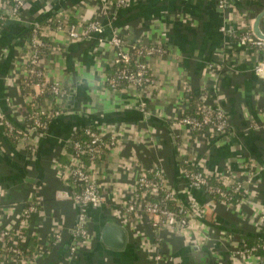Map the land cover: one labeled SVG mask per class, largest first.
I'll use <instances>...</instances> for the list:
<instances>
[{
  "label": "crops",
  "instance_id": "crops-1",
  "mask_svg": "<svg viewBox=\"0 0 264 264\" xmlns=\"http://www.w3.org/2000/svg\"><path fill=\"white\" fill-rule=\"evenodd\" d=\"M229 2L230 10L223 12L208 0H129L128 6L112 10H105L95 0H39L28 2L18 17L2 23L0 122L10 121L22 132L29 109L15 80L20 71L16 60L32 27L74 7L75 21L97 20L103 29L102 35L82 42L61 36V52L44 58L49 77L64 86L67 97L62 113L51 121L47 132L36 136L35 153L7 137L0 125V188L5 191L0 229L12 228L24 206L37 201L40 212L30 228L39 243L35 264H258L256 257L234 259L233 255L245 245L243 235L264 237V74L255 72V52L239 45L234 49L221 28L226 25L230 29L239 13L254 22L264 11V0ZM4 11L5 0H0V14ZM260 28L264 33V18ZM114 31L146 45L161 41L169 49L163 58L149 61L157 89L144 95L105 89L102 79L114 67V54L107 42L98 39H109ZM186 85L190 91L208 92L211 103L226 113L232 128L229 137H191L186 129L176 127V114L188 96ZM142 103L148 105L149 114L139 109ZM91 124L118 131L119 142L99 167L103 200L89 211L90 237L71 257L79 209L65 175L70 153L65 165L60 158L70 139ZM183 142L209 175L239 177L243 182L252 178L248 201L237 212L212 203L202 190L189 187L177 150ZM155 167L164 172L182 203L207 205L195 220L203 236L201 242L173 235L166 246L158 242L149 217L131 220L125 216L122 203L137 177ZM107 219L129 231L124 250L110 251L102 243ZM55 233L61 234V241H50ZM158 245L164 249L162 261L156 259ZM193 246L204 250L199 254L192 251Z\"/></svg>",
  "mask_w": 264,
  "mask_h": 264
},
{
  "label": "built area",
  "instance_id": "built-area-1",
  "mask_svg": "<svg viewBox=\"0 0 264 264\" xmlns=\"http://www.w3.org/2000/svg\"><path fill=\"white\" fill-rule=\"evenodd\" d=\"M30 1L39 0H5L6 12L4 11L3 15H0V26L7 18L18 17ZM95 1L102 4L104 9L109 8L110 10L129 5V0ZM208 1H214L223 12H227L231 8V3L228 0ZM76 12L74 7H69L45 23L32 27L24 48L16 60L17 69L20 68V71L17 72L15 80L18 79V87L24 93L29 112L25 117L23 132L7 120H2L0 125L4 127L7 137L25 146L30 153L37 151L36 136L40 137L47 132L51 121L62 113V106L67 97L64 86L56 79L49 77L43 66L44 58L55 52H61L59 41L61 36L70 42H82L96 38L103 33L102 25L97 20L87 23L83 21L73 23L72 21L77 17ZM252 29L253 22L249 24L245 17L239 13L234 17L230 29L223 25L221 31L228 35L232 45L234 41L236 45L254 51L256 54L255 72L264 74V40L257 38ZM98 41L100 43L107 42L113 50L114 65H122V67L117 68L113 75L103 76L102 84L105 89L113 92L131 90L144 95L159 87L158 82L150 74L149 61L154 57L163 58L168 54L169 49L161 41L146 45L139 39L131 38L129 34L125 35L124 32L120 31H114L109 39L99 38ZM224 56L222 55V58L226 59ZM122 85L125 86L122 87ZM186 91L187 93L190 92L187 85ZM187 99L188 96L185 103ZM200 99L202 103L198 108L200 119L186 117L183 110L184 105H182V109L175 117L176 127L179 130L186 129L191 137L204 134L203 131L206 128L209 130V138L229 137L232 128L226 113L211 103L208 92H203ZM138 107L144 115L149 114V107L146 103H142ZM81 131L89 137V141L85 143L73 142V151L69 155V163L65 167L66 178L69 180L73 177L76 182L82 185L81 192L73 195V200L79 210L76 216L73 242L70 245L71 257L76 255L90 237L89 211L102 204L101 185L98 179L102 154L114 149L119 142L118 131L110 132L100 125H96L95 128L87 125L79 132ZM177 150L185 165H194L199 169L198 171L182 170V174L191 189L202 190L207 187L210 193L218 194L223 199L219 204L224 205L232 212H237L240 205L248 201L249 185L252 178H247V181L244 182L239 177L217 179L196 164V160L190 155L187 142L180 143ZM251 165L253 163L249 167ZM252 173H254V166ZM149 174L142 172L137 177L130 196L122 203L125 216L131 220L141 216H149L151 227L158 242L163 241L166 246L168 238L173 235H186L188 238H193L196 241L199 239L198 242H201L203 236L195 226V220L204 214L207 205H198L193 202L187 203L186 206L183 205L168 184L161 169L155 167ZM210 178L215 179L219 185L217 187L209 186ZM229 190L233 193L243 191L246 199L232 208V205L229 204L232 199ZM4 197L5 191L0 188V204ZM170 202L175 204L174 209L169 207ZM212 203L217 202L212 200ZM2 212L3 208L0 205V214ZM39 212L40 204L35 200L31 201L24 206L12 228L0 229V264H35L36 256L34 255L32 260L26 258L23 249L25 250L29 240V235L25 232L30 231L32 220ZM262 218L264 220V211ZM54 238L57 242L61 241V234L55 233ZM162 249L161 245L155 249L158 253L156 259L159 261L163 260ZM258 249L264 250V243L253 249H248L244 245L234 252L233 257L234 259L256 257L258 264H264V259L254 255ZM43 250L46 249L43 248Z\"/></svg>",
  "mask_w": 264,
  "mask_h": 264
},
{
  "label": "trees",
  "instance_id": "trees-1",
  "mask_svg": "<svg viewBox=\"0 0 264 264\" xmlns=\"http://www.w3.org/2000/svg\"><path fill=\"white\" fill-rule=\"evenodd\" d=\"M229 1V0H228ZM6 4V3H5ZM1 15V14H0ZM247 20V19H246ZM73 23H77V21L73 20ZM247 22L250 24L251 22L249 20H247ZM45 23V22H44ZM43 24V23H42ZM44 40L46 41V39L44 38ZM233 46L234 49L238 46L235 44V42L233 41ZM122 67V65H114V67L112 68V70L108 73V75H113L115 73V71L117 70V68ZM125 85H122V87H124ZM201 94L202 92H196V91H190L188 93V99L186 101V103L183 106V110H184V115L186 117L189 118H195V119H200V115L198 114V108L199 106L202 104L201 103ZM97 124H91L89 126H91L92 128H95ZM86 127V126H85ZM203 133L207 136H209V130L206 128L204 129ZM11 140H13L12 138H10ZM75 141H81L83 143L88 142L89 141V137H87L83 131L79 132L76 136L72 137L70 139L69 144H67L66 146V153L64 155L61 156L60 158V163L65 165L67 163V153H72L73 151V142ZM107 151H105L102 154V157L100 159V161H103L105 159V156L107 155ZM181 166L182 169L185 170H193V171H198L199 169L197 167H195L194 165L192 166H187L184 164V162H181ZM149 174V173H148ZM150 175V174H149ZM151 176V175H150ZM68 184L71 186V188L73 189L74 194H79L82 190V185L79 182H76L75 179L73 177H71L68 180ZM219 184L217 183V181L213 178L209 179V186L211 187H217ZM202 191L208 195L210 197L211 200L219 203L221 202L223 199L220 198V196L218 194L215 193H210L207 190V187L203 188ZM229 194L231 196V201L229 202V204L232 205V208H235L240 202L244 201L246 199L245 193L243 191H240L239 193H233L232 191L229 190ZM177 196V194H176ZM178 200L180 201V199L178 198ZM180 203H182L180 201ZM183 205L186 206L185 203H182ZM169 207L171 209H174V203L170 202ZM144 217H149V216H144ZM26 234L29 235V240L28 243L26 245L25 250L24 251V256L30 260L33 259L34 257V253L38 247V238L36 235H32L31 231H27L25 232ZM243 239L245 242V247L248 249H253L254 247L264 243V237H259V236H254V235H243ZM52 242H54V237L50 240ZM254 255H256L257 257L264 259V250L262 249H258Z\"/></svg>",
  "mask_w": 264,
  "mask_h": 264
},
{
  "label": "water",
  "instance_id": "water-1",
  "mask_svg": "<svg viewBox=\"0 0 264 264\" xmlns=\"http://www.w3.org/2000/svg\"><path fill=\"white\" fill-rule=\"evenodd\" d=\"M264 18V11L257 17V19L253 22V33L254 35L264 40V34L260 28V22ZM129 239V231L118 224L117 222L107 219L102 227L101 232V241L106 246V248L110 251H121L127 247V242ZM204 249L199 250L198 246H193L192 251L194 252H203Z\"/></svg>",
  "mask_w": 264,
  "mask_h": 264
}]
</instances>
